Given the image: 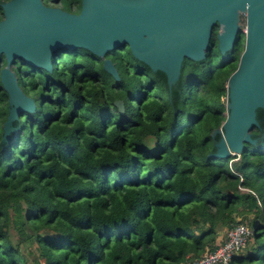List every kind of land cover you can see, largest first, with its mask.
<instances>
[{"label": "trees", "instance_id": "obj_1", "mask_svg": "<svg viewBox=\"0 0 264 264\" xmlns=\"http://www.w3.org/2000/svg\"><path fill=\"white\" fill-rule=\"evenodd\" d=\"M59 5L77 12L81 0ZM216 30L202 60L184 57L170 90L127 45L104 56L118 79L84 47L57 52L49 73L11 66L35 109L0 148V264H190L250 213L230 264H264V109L255 148L209 155L243 49L242 33L220 57Z\"/></svg>", "mask_w": 264, "mask_h": 264}, {"label": "water", "instance_id": "obj_2", "mask_svg": "<svg viewBox=\"0 0 264 264\" xmlns=\"http://www.w3.org/2000/svg\"><path fill=\"white\" fill-rule=\"evenodd\" d=\"M0 89L7 96L0 148L15 130L13 121L35 109L11 68L19 60L52 70L57 52L84 47L104 57L127 45L133 56L162 70L172 86L181 73L184 57L200 61L216 30L220 57L228 53L243 33V49L226 81L225 118L212 131L220 133L209 155H239L245 142H259L251 129L260 126L257 108L264 109V0H81L79 11L42 0H0ZM241 14L244 21L239 22ZM103 68L119 78L108 57ZM123 110L121 100H115Z\"/></svg>", "mask_w": 264, "mask_h": 264}, {"label": "built area", "instance_id": "obj_3", "mask_svg": "<svg viewBox=\"0 0 264 264\" xmlns=\"http://www.w3.org/2000/svg\"><path fill=\"white\" fill-rule=\"evenodd\" d=\"M250 232L247 222L237 221L234 227L226 230L224 240L216 248L204 250L190 264H230L232 256L246 245Z\"/></svg>", "mask_w": 264, "mask_h": 264}, {"label": "rangeland", "instance_id": "obj_4", "mask_svg": "<svg viewBox=\"0 0 264 264\" xmlns=\"http://www.w3.org/2000/svg\"><path fill=\"white\" fill-rule=\"evenodd\" d=\"M50 4L52 5V4H54V5H58V6H60L59 5V1H58V3H53V1L52 2H50ZM243 21H244V16H243V14H241V17H240V19H239V22L241 23V26H242V23H243ZM242 28H244L243 26H242ZM242 42H243V38H242ZM253 216V213H250V214H248V215H246V216H240V217H238L237 218V220H242V221H245V222H247L248 224H249V218H251ZM225 232H226V229H223L222 231H221V234L223 235V237H224V235H225ZM243 250V249H242Z\"/></svg>", "mask_w": 264, "mask_h": 264}, {"label": "flooded vegetation", "instance_id": "obj_5", "mask_svg": "<svg viewBox=\"0 0 264 264\" xmlns=\"http://www.w3.org/2000/svg\"><path fill=\"white\" fill-rule=\"evenodd\" d=\"M42 1H43V2L45 1V2H44L45 4H49V5H51L50 2L53 1V3L56 4V3H58L59 0H42ZM52 5H54V4H52ZM1 15H2V17H3L2 9H1ZM2 17H1V18H2ZM1 18H0V19H1ZM1 61H2V59H1ZM15 62H16V61H15Z\"/></svg>", "mask_w": 264, "mask_h": 264}, {"label": "crops", "instance_id": "obj_6", "mask_svg": "<svg viewBox=\"0 0 264 264\" xmlns=\"http://www.w3.org/2000/svg\"><path fill=\"white\" fill-rule=\"evenodd\" d=\"M223 237V235L220 233V235L218 236V239H221Z\"/></svg>", "mask_w": 264, "mask_h": 264}, {"label": "clouds", "instance_id": "obj_7", "mask_svg": "<svg viewBox=\"0 0 264 264\" xmlns=\"http://www.w3.org/2000/svg\"><path fill=\"white\" fill-rule=\"evenodd\" d=\"M237 159V158H236ZM239 221V220H238ZM224 238H225V235H224Z\"/></svg>", "mask_w": 264, "mask_h": 264}]
</instances>
